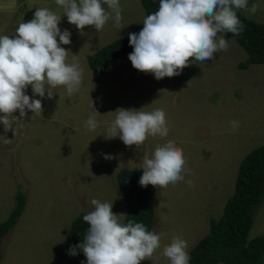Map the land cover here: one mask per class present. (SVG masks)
I'll return each mask as SVG.
<instances>
[{
    "label": "rangeland",
    "instance_id": "1",
    "mask_svg": "<svg viewBox=\"0 0 264 264\" xmlns=\"http://www.w3.org/2000/svg\"><path fill=\"white\" fill-rule=\"evenodd\" d=\"M250 1L252 4L258 5V9L254 14L251 11L242 10L243 15L248 19L264 23V0ZM120 5L123 17L121 27H115L114 19H110L103 30L97 32L93 26H86L81 31L70 24L67 16H62L64 10L56 5L55 0H26L25 3L23 0H0V6L6 8V10H0V35H15L19 24L32 20L37 8H48L62 16L59 24L62 32L67 29L70 30L69 32L79 33L80 35L76 36V39L79 40L78 44L86 46L87 42L89 47L92 44L90 49L92 51L95 46L103 47L143 26L146 15L139 0H120ZM16 7L20 8L15 11ZM251 7H248V9H251ZM105 8H107V5H105ZM4 26L6 27L3 28ZM226 39L230 42L227 53L219 54V58L216 56L215 60H209L204 63L198 62V64L211 65L213 68L201 69L197 76L202 82L213 84L220 88V93H226L227 88L230 87L232 90H239L244 94L245 88H241L237 82L230 83L227 77L235 76L231 73L232 68L239 70L237 64L241 61L240 56L243 55L245 58L246 54L236 43L228 38ZM85 55L87 53L83 54L82 57ZM243 77H249L251 84H254L259 78L264 80V65L250 66L241 73V80H244ZM119 82L124 96L119 95L117 97H137V95L132 94V88L125 79L118 80L114 84L118 85ZM117 85H114L116 90L118 89ZM31 92L32 89L29 86L26 94L30 96ZM149 94L150 92L148 91V97ZM195 98L199 99V97ZM84 99L78 97L77 101L80 102L82 100L81 103H83ZM171 99L172 97H168L166 106L171 104ZM228 99L229 97H220L218 99L215 104L216 110L210 116L215 124L211 129L212 131H208L201 126L200 130L204 133L202 135L195 133L197 139L202 136L196 142L189 140L192 136V125L190 123H199V119L188 118L187 123L179 122L174 124L181 136L184 135L189 138L183 144L175 142L178 147L182 145L180 148L183 149L189 171L184 173L185 179L176 185L169 184L166 188H157L149 185L154 208L158 212L157 215L155 214L157 222H155L153 231L164 235L161 239V247L156 250L153 259L144 261H149L152 264H171V261L163 256V249L171 243L174 236H179L187 241V251L189 252L200 239L207 235L210 221L218 220L221 217L226 201L234 192L235 180L241 160L253 149L264 144V113H262L264 112V103H258L260 97L253 98L256 101L255 103L253 101L250 102L258 110L254 111L250 106L247 110L252 116L244 119V121L239 118L240 106L238 102L228 101L227 106L230 109L229 114L226 113L225 103H222ZM124 103L125 105L128 104L126 109L130 110L131 103L129 98L124 100ZM201 103H205L203 98H201ZM115 105L114 102H108L104 106L106 113L113 112L112 109L115 108ZM83 108L88 113L94 111L92 108V110L90 109L87 99L83 105H74L73 110L78 111L83 110ZM91 116H95L99 124L104 123H102L98 114ZM114 119L113 113L109 114L106 117V123L102 127L107 129ZM230 121H237L238 128L233 130ZM195 125V130H199L198 124ZM228 129L230 130L220 133V131ZM244 129L249 131L247 140L243 137ZM84 130H86L85 134H93L96 131L90 130L88 126L84 127ZM218 130L219 134L216 135ZM260 132H262V135L259 134ZM49 142L51 141H47L50 145ZM101 142L104 143L103 135H101ZM2 143L4 142L0 141V163H6L7 160H10L12 144H7V146L6 143ZM205 144L207 146H204ZM105 145V148L101 147L100 151L83 149L77 146L73 151L70 150L71 148L64 149L69 152V158L74 161L72 166H68L67 175L62 172L64 167L60 171L56 169L59 168L57 167L58 159L64 152L61 149H54L52 153L51 151H46V149H39V151L33 153L28 158L29 163H33V170H30V166L27 167L17 163L11 167V170L10 168L8 169L10 170V178H12L10 182L12 187L15 188V195L18 191H21L27 199V213L21 224L18 225L22 218L17 223L18 227L13 228L4 238L2 248L0 247V264H80L76 255L69 254L72 248L67 228L69 229L75 216L82 211L90 212L94 210V206L91 204L93 198L102 202L112 203L113 212L117 215L126 214L127 205L116 182L117 172L121 167L129 169L141 168L142 164L140 163L144 154L150 157L154 149L143 148L136 150L135 145L128 147L119 137L111 140L106 139ZM146 145L155 146L152 141H148ZM158 145L160 144L158 143ZM184 145L186 147H183ZM23 152L27 153V156L29 155L26 148H24ZM105 155L113 158L106 160L104 159ZM45 156H51L50 159L54 161V168H52L51 164H44L48 161L44 158ZM18 161L22 162V160L17 158L14 159V162ZM91 162L96 165H92ZM54 180L57 183L59 182L58 187L61 188L60 190L63 193H68L70 205H72V213H69L68 217H62L60 225H58L57 221L64 215L67 203L62 201L60 197H56ZM189 180L193 182V186L187 183ZM2 181L0 174V189L5 184ZM17 185L21 186L16 188ZM40 204L42 206L46 204V207L41 208ZM37 208L38 210L41 208V211H38ZM0 209L7 211L8 204ZM3 211H0V223L7 218ZM42 214L44 215L42 216ZM35 215L42 220L41 224L38 223ZM29 216L34 218L27 221ZM124 217L120 218L121 223H123ZM66 224L68 227H66ZM261 225H264V198L254 211V222L248 234V239L264 235V228Z\"/></svg>",
    "mask_w": 264,
    "mask_h": 264
},
{
    "label": "clouds",
    "instance_id": "2",
    "mask_svg": "<svg viewBox=\"0 0 264 264\" xmlns=\"http://www.w3.org/2000/svg\"><path fill=\"white\" fill-rule=\"evenodd\" d=\"M63 8L70 24L83 31L93 26L103 30L110 19L115 27H121L122 8L120 0H55ZM103 5H107L105 8ZM248 0H159L158 11L145 17L142 30L129 34L133 52L128 59L139 72L152 74L157 80L179 75L193 62L215 60L219 51H227L229 41L222 33L239 35L243 30L236 10L257 11L258 5L248 9ZM61 15L48 8H37L34 17L22 22L13 36L0 35V123L4 132L24 125L28 111L40 115L41 99L26 94L31 86L34 96L52 99L58 87L66 88L72 96L79 92L84 70L76 55L68 62L69 51L61 45L71 44V33L61 31ZM220 34V35H218ZM61 98V97H60ZM94 107V105H93ZM117 109L115 119L107 128L105 138L119 137L128 146H141L149 137H167L169 127L163 109L145 111ZM27 110V111H26ZM19 111V117L15 113ZM33 118V117H32ZM90 130L99 126L95 116L86 121ZM233 130L237 121H230ZM4 143L12 140L0 136ZM113 157L105 155L104 159ZM143 174L139 184L166 188L185 179L187 160L183 149L173 140L157 145L149 157L144 154L141 163ZM193 186L191 180L187 181ZM94 210L83 216L88 225L84 242L70 249L76 255V247L82 249L87 264H142L153 259L161 247L163 233L149 231L143 223L129 221L126 225L113 212V204L93 198ZM187 241L174 236L164 247L163 256L171 264H189Z\"/></svg>",
    "mask_w": 264,
    "mask_h": 264
},
{
    "label": "crops",
    "instance_id": "3",
    "mask_svg": "<svg viewBox=\"0 0 264 264\" xmlns=\"http://www.w3.org/2000/svg\"><path fill=\"white\" fill-rule=\"evenodd\" d=\"M25 1L26 0H23L24 3ZM17 8L20 7H16L14 10L16 11ZM0 10H6V8L0 6ZM5 27L6 26H4L3 28ZM70 33H71V37H70L71 44L61 45V47L69 51L68 62L69 61L72 62L74 55H76L78 56L77 59L80 66L84 70L83 82L79 92L74 93L72 96H69L67 94L66 88L58 87L57 89H55L57 93L54 94L52 99L47 98V93L45 94L44 98H41L39 96H34L33 93L31 92L30 97L32 99H41L42 107H43L42 113L40 115L33 116L34 114L31 111H28L27 117L23 118L24 125L22 127H18L14 125V127H16V135L14 129L12 131H9V133L8 132L5 133L4 126L3 124H1L0 136H4L7 139L12 140L11 143H6V145L12 144V148H11L12 152L11 155L9 156L10 160H7L6 163H0V174H1V178L3 179L2 182L5 183L1 186L0 189V208L8 204L7 211H3V209L2 210L0 209V211H3V214L6 215L7 217L5 220L8 219L11 211L14 209L16 205V195L14 191L15 188L12 187V184L10 182L12 179L10 178L11 175L9 172L12 169L11 167H13L15 163H17L20 165L23 164L24 166L27 167L30 166L31 168L30 170H33V163L31 162L29 163L28 158H30L32 154L35 153L36 151H39V149H46V151H51L52 153L54 149L64 150L71 148L70 150L73 151L76 148V146L83 149L99 150V151L102 148H105L106 138L104 134L107 133V129H105L102 126L104 125V123H106V117L109 115L106 113V110L104 109V106L108 104V102L110 103L114 102L116 104L115 108L112 109L113 112H115L117 109L120 108L126 109L128 107V104L125 105L124 100L128 98L131 103L130 110L131 109L140 110L142 108H145L144 109L145 111L163 109L166 112L167 124L169 127L168 136L164 138H161L159 135H157L156 137H149L146 140V142L141 146V148L135 147L136 150L143 148L155 149L158 143L164 144L168 140H173L175 142H178V144L186 143V140H188L189 138H187L184 135L181 136V133L178 132L174 124H178L179 122L187 123L188 118L189 119L197 118L200 120L199 123L198 122L190 123V125H192L191 128L192 136L190 137L189 140L194 142L200 140L202 136H199L197 139L195 137V133H199L200 135L204 133L202 130H200L201 126L203 128H206L208 131L209 130L212 131L211 129L215 124L210 116L216 110L215 104L217 103L220 97H229L228 100H225L222 103V104L225 103V110L226 113L228 114L230 108L227 106V102L231 100L232 102L239 103L238 104L240 106L239 118L242 121L252 116V114L249 113L247 110L250 108V106L252 107V110L253 109L254 111L258 110L257 107L254 106V104L250 103L251 101H253L254 103L256 102L255 99L253 98L260 97L258 103H264V80L262 78H259V80L256 81L254 84H251L249 77H243L244 80H241L240 78L241 73H243L245 70H240L238 68V65L241 62L245 61L247 56L245 58L243 55L240 56L241 61L237 64V68L239 70H235L232 68L231 73L234 74L235 76L227 77V80L229 79L230 83L237 82L241 88L244 87L245 88L244 94H242L239 90H232L230 87L227 88L228 90L226 93H220V88H218L217 86H214L213 84H208L206 82H202L201 80L198 79L197 75H199L198 72H200L201 69L206 70L208 68H213L211 67V65L198 64V62H193L194 75L191 78V80L180 86L176 85V83L173 81L172 78L165 77L162 80H157L152 74H145L139 72L136 69H134V67L131 64V61H126V60L113 61L106 68L104 73L98 77L96 73L89 68L87 57L94 54V51L95 52L98 51L100 48H102V46H97V47L95 46L93 47L94 49L90 51V49L92 48V44L90 47L89 45H87V42L85 44L86 46H83L82 44H78L79 40L76 39V36H79L80 34L74 33L73 31ZM86 53L87 55L82 57V55ZM224 53H227V51H219L215 54V57L217 56L219 58V54L222 55ZM121 79H125L128 82V85L132 88V94L137 95V97H117L119 95L124 96L123 90L120 86V82L118 83V85L114 84ZM247 84H249V86H247ZM114 85H117L118 88L117 90L115 89ZM148 91L150 92L149 97L147 95ZM78 97H81L83 99L85 97L84 101L87 99L90 104V109L92 108L94 111L92 113L91 112L88 113L86 112L85 108H83V110L81 109L78 111L73 110L74 105L84 104V101L83 103H81L82 100L80 102L77 101ZM168 97H172L171 104L166 106L165 104L168 103ZM195 97H199V99H196ZM201 98L205 100V103H201ZM94 114H98L100 120L102 121V123L103 122L104 123L103 124L100 123L99 126L95 129L96 131L94 130L95 132H93V134H85L86 130H84V127L86 128L87 126L86 121L89 119L91 115ZM0 115L3 114L0 113ZM15 115L19 117V111H17ZM113 115L115 116V113H113ZM195 124H198L199 130L198 129L195 130V126H196ZM229 130L230 129L225 131H220V133L227 132ZM218 134H219V130L216 131V135ZM259 134L262 135V132H260ZM101 135H103L104 143L101 142ZM248 136H249V131H247V129L245 131L244 129L243 137H245V140L248 139ZM48 140L51 141L49 142L50 145L47 143ZM148 141L154 142L155 146L146 145ZM180 146L182 145H179V147ZM204 146H207V144H205ZM183 147L186 146L184 145ZM24 148L28 150L29 152L28 156L27 153L23 152ZM68 155L69 152H66L64 150V152L58 159L57 167L59 168H56L60 171L62 167H64L62 172L63 174L66 175L68 174V166H72L74 164V161L71 160ZM15 158H17L18 160H22V162L19 161L14 162ZM44 158L48 160L44 164H51L52 168H54V161L50 159L51 156L50 157L45 156ZM91 163L92 165L95 164L93 162ZM9 168L10 170H8ZM138 169H142V167L135 168L132 170H138ZM58 183L56 180H54V187L56 188L55 191L56 197H60L62 201L67 203V207L64 211V215L61 216L57 221L58 225H60L61 218L68 217L69 213H72L71 211L72 205H70L68 193H63V191L60 190L61 188L58 187ZM18 186L20 187L21 185H17L16 188H18ZM40 207L44 208L46 207V204H44L43 206L40 204ZM41 208L39 210L37 208V210L41 211ZM155 210H156L155 214L157 215L158 213L157 209ZM26 211H27V199L24 210L19 220L21 218L22 219L20 222L18 220L19 222L18 225H20L23 219H25V214L27 213ZM82 212H87V211H82ZM43 215L44 214H42V216ZM35 217L37 218L38 223L41 224L42 220H40L36 215ZM33 218L32 216H29L27 218V221L32 220ZM155 222H157V218L154 221V225ZM16 225L13 228L18 227V225L17 226ZM66 227H68L67 224ZM262 228H264V225L262 226ZM67 232L68 235L70 236V227L69 229L67 228Z\"/></svg>",
    "mask_w": 264,
    "mask_h": 264
},
{
    "label": "trees",
    "instance_id": "4",
    "mask_svg": "<svg viewBox=\"0 0 264 264\" xmlns=\"http://www.w3.org/2000/svg\"><path fill=\"white\" fill-rule=\"evenodd\" d=\"M148 16L158 11L159 0H139ZM253 4L248 0L247 7ZM105 7V5H103ZM236 10L243 25L239 35L222 33L235 42L245 52L247 58L238 65L240 70H247L251 65H264V23L248 19ZM143 26L131 33L138 34ZM130 34V33H129ZM129 34L103 46L87 57L89 68L101 76L115 60H126L133 48ZM194 75V64L185 68L179 75L172 77L176 85H183ZM142 169L132 170L121 167L116 175L117 186L126 202V214L123 224L129 221L143 223L149 231L154 229L155 208L150 186L139 184ZM264 198V144L249 152L240 162L234 185V192L226 201L223 213L218 220H211L209 231L188 252L189 264H264V235L248 239L253 226L254 211ZM26 203V197L18 191L16 205L9 217L0 223V247L4 238L18 222ZM80 212L70 225V244L78 246L84 242L88 225ZM2 248V247H1ZM76 257L80 264H87L81 248L76 247ZM1 259V254H0ZM142 264H152L142 261Z\"/></svg>",
    "mask_w": 264,
    "mask_h": 264
}]
</instances>
